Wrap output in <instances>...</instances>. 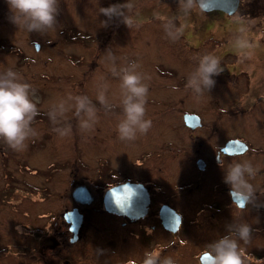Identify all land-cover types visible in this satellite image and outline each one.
<instances>
[{"label":"flooded vegetation","instance_id":"flooded-vegetation-1","mask_svg":"<svg viewBox=\"0 0 264 264\" xmlns=\"http://www.w3.org/2000/svg\"><path fill=\"white\" fill-rule=\"evenodd\" d=\"M248 1L247 19L264 18L256 16L263 12L264 0ZM154 68L144 71V83H160L165 97L151 88L145 114L151 128L131 141L116 135L125 155H101L93 176L83 174L86 149L77 142L86 131L76 127L75 109L73 118L68 114L53 124L51 106L32 97L39 115L32 123L36 135L26 141V149L14 151L0 140V264H141L145 251L172 257L176 264H211L203 256L205 246L239 222L251 227L250 242H240L244 264H264V144L253 130L250 136L231 124L237 115L264 114L263 108L256 111L264 97L258 95L254 102L246 97L233 109L223 106L217 112L206 104L218 97L204 102L206 113L183 109L196 98L175 96L185 89L180 85L187 77L182 68ZM163 77L179 79L166 83ZM170 83L173 91L167 93ZM258 91L264 92V86ZM161 103L169 105V112L156 109ZM100 109L97 132H116L122 110L103 114ZM106 120L109 129L103 128ZM57 127L71 131L61 137ZM233 140L244 144L230 146ZM224 148L229 149L221 157L224 167L248 160L256 169L249 178L258 190L256 202L243 213L235 211L233 199L239 202L241 197L231 195L217 163ZM77 167L81 175L74 172Z\"/></svg>","mask_w":264,"mask_h":264},{"label":"rangeland","instance_id":"rangeland-1","mask_svg":"<svg viewBox=\"0 0 264 264\" xmlns=\"http://www.w3.org/2000/svg\"><path fill=\"white\" fill-rule=\"evenodd\" d=\"M132 2L134 7L129 14L142 19L143 23L128 28L120 18H113L105 26L103 22L107 21V17L99 13L102 7L124 4L127 0H58L57 24L55 28L41 35L37 32L28 33L11 23L8 4L6 0H0V72L12 68L19 73L24 82L31 85V93H34L32 97L46 100L45 107L56 103L57 99L67 100L69 95L96 98L98 88L106 85L109 102L117 105L111 104L112 108L105 110L102 105H98L97 100H91L96 109L101 108L100 113L117 114L122 110L120 80L110 71L111 61L105 54L111 50L117 70L136 63L139 65L137 71L143 77L144 71L155 70V65L160 66L161 70L171 71L174 66L181 67V74L187 76L186 82L180 83L185 89L176 92L175 96L196 98L190 99L183 109L197 108L206 113L208 105L217 112L223 106L229 110L233 109L246 97L253 98V102L258 95L264 97V92L258 91L264 86V18L247 19L248 0H240L237 12L231 16L223 12L206 13L197 6L189 16L181 15L180 18H177L179 0ZM170 20L177 28L181 24L184 25L182 34L175 39L170 38L165 31V24ZM241 25L244 26V35L251 45L246 54H238L231 46V41ZM207 53L218 56L224 70L212 77L215 84L210 90L197 95L186 87L187 79L197 67L198 58ZM185 68L187 70H184ZM163 79L167 83L177 81L179 77ZM168 85L167 93L173 86L172 83ZM152 87L159 91L156 96L165 97L160 83L148 84L147 97H152ZM208 98L216 99L205 105L204 102ZM168 106L161 103L156 109L169 112L165 111ZM262 108L264 109V104L257 106L256 111ZM69 109L70 113L68 111L64 116L69 114L70 118H73L71 116L74 111ZM261 114L263 113L258 114L257 111L237 115V118L231 120V124L233 127L245 128V132L250 136H254L253 130L264 144V121L261 120L264 114L260 118ZM75 117L76 127L80 129V118ZM122 117L123 113L116 116ZM116 120V123H119L120 120ZM96 122L77 142L80 145L84 143L82 147L86 149V168L83 173L85 176L94 175V167L103 157L101 155L108 158L113 152L118 155L126 153L125 145L119 147L117 130L110 132V135H104L97 132L99 123ZM73 124L74 122H71V127ZM103 128L109 129L107 120ZM115 129L117 127L114 126ZM72 139L71 136V142ZM252 140L256 143L255 138L252 137ZM74 172L81 175L82 170L77 167Z\"/></svg>","mask_w":264,"mask_h":264},{"label":"clouds","instance_id":"clouds-1","mask_svg":"<svg viewBox=\"0 0 264 264\" xmlns=\"http://www.w3.org/2000/svg\"><path fill=\"white\" fill-rule=\"evenodd\" d=\"M6 3L11 13L10 22L28 33L37 32L43 35L49 29L55 28L57 24L58 0H6ZM197 6L202 11L205 10L201 0H179L177 18L181 15L189 16ZM133 7L132 0H127L124 4L102 7L99 13L107 17V21L103 22L105 26L113 18H120L121 22L130 28L134 24L143 23L142 19L129 14ZM183 28V24L179 28L175 27L171 20L165 24L166 34L172 39L182 34ZM244 33L245 28L241 25L231 41L233 50L238 54H246L251 47ZM105 54L111 61L110 71L120 80V106L123 117L117 124L118 136L121 140H135L138 133L147 134L151 128V120L145 119L148 85L144 83V77L137 71L139 65L132 63L117 70L111 50L106 51ZM221 64L220 58L214 54L207 53L200 56L197 67L188 76L186 87L197 95L210 90L215 84L212 77L224 70ZM106 90V85L98 88L96 99L105 110H110L112 105L106 96ZM30 93L31 85L24 82L23 77L12 68L0 72V140L17 152L25 150L26 141L36 135L32 123L39 115V110L32 98L34 93ZM69 108L75 109L76 116L80 118L79 127L82 131L92 129L97 121V110L87 95H69L67 100L53 103L48 112L52 123L57 124ZM54 131L63 137L68 135L71 129L57 127ZM228 152L229 149L224 148L222 153H217V163L224 169L223 179L230 185L231 195L235 192L241 197L239 202L233 199L235 211L243 213L249 204L256 202L258 190L249 183V178L255 176L256 169L248 160L230 163L224 167L221 157ZM228 233L205 246L203 256L211 264H244L240 242L242 241L243 244L250 242V225L246 222L231 224L228 226ZM141 264H176V262L172 257L161 258L155 251H145Z\"/></svg>","mask_w":264,"mask_h":264},{"label":"water","instance_id":"water-1","mask_svg":"<svg viewBox=\"0 0 264 264\" xmlns=\"http://www.w3.org/2000/svg\"><path fill=\"white\" fill-rule=\"evenodd\" d=\"M240 0H201V4L204 7L206 13L210 12H223L228 16L235 14L239 8ZM199 7V6H198ZM200 8V7H199ZM201 9V8H200ZM38 48V46H36ZM194 117L189 116L188 119L194 121ZM238 144H244L241 141H230L229 145L234 146Z\"/></svg>","mask_w":264,"mask_h":264},{"label":"trees","instance_id":"trees-1","mask_svg":"<svg viewBox=\"0 0 264 264\" xmlns=\"http://www.w3.org/2000/svg\"><path fill=\"white\" fill-rule=\"evenodd\" d=\"M253 1H255V0H253ZM262 11H263L262 13H259V14H257L256 16H258V17H259V16H260V17H261V16H264V9H263Z\"/></svg>","mask_w":264,"mask_h":264}]
</instances>
